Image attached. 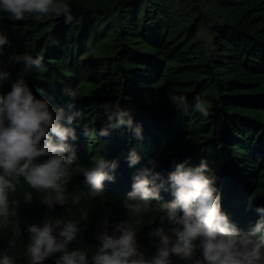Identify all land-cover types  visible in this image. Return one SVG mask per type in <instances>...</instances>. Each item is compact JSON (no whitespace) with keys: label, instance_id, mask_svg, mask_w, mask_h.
I'll return each instance as SVG.
<instances>
[{"label":"trees","instance_id":"1","mask_svg":"<svg viewBox=\"0 0 264 264\" xmlns=\"http://www.w3.org/2000/svg\"><path fill=\"white\" fill-rule=\"evenodd\" d=\"M62 2L71 7L70 23L54 14L16 21L0 10V32L9 38L0 60L13 53L42 57L41 67L25 77L30 89L54 111L81 113L79 127L66 124L75 127L77 136L68 141L77 156L66 185L68 203L49 209L41 202L46 193L34 191L21 178L23 187L11 198L19 202L22 235H15V224L0 227V253L7 249L15 264H30L26 229L41 225L46 216L77 222L80 232L69 247L88 249L91 261L97 226L108 217L110 224L129 220L151 258L156 249L150 233L159 227L170 230L167 220L156 210L141 220L123 207L133 177L153 167L149 161L154 174L167 181L176 164L196 166L206 159L217 178L222 211L242 234L249 232L261 217L256 209L264 207V0ZM206 36L212 37L211 45ZM22 69L9 67L11 78L0 85V95L10 91ZM67 88L78 93L75 101L63 94ZM169 92L185 96L187 106L177 110L170 105ZM197 98L208 108L207 117L196 110ZM105 107L129 110L143 139L127 126L100 136V129L108 127ZM132 150L141 160L129 167ZM100 159L117 163L116 179L106 181L103 194L92 198L82 170ZM26 192L32 193L30 204L24 202ZM75 195H80L79 204L72 203ZM161 197L153 205L174 199L170 191L162 190ZM60 255L44 264H55ZM169 259L188 264L175 255Z\"/></svg>","mask_w":264,"mask_h":264},{"label":"clouds","instance_id":"2","mask_svg":"<svg viewBox=\"0 0 264 264\" xmlns=\"http://www.w3.org/2000/svg\"><path fill=\"white\" fill-rule=\"evenodd\" d=\"M0 10L16 21H23L26 16H34L39 21L49 14L62 15L65 23L72 21L71 7L62 0H0ZM206 43L212 44L211 36H206ZM8 45V36L0 32V56ZM41 64L42 57L28 53H13L6 61L0 60V85L11 78L10 66H23L12 81L10 91L0 95V227L15 224L16 236L22 235L16 210L19 202L11 197L18 187H23L21 178L34 191L46 193L41 202L49 209L65 206L68 203L66 185L71 182V166L77 159L68 143L70 139H77L76 129L66 124L75 122L79 127L80 111L67 116L62 108L54 111L47 100L37 98L26 82L29 71ZM63 94L73 101L78 98V93L70 88L64 89ZM168 99L177 110L187 106L183 95L169 92ZM195 107L202 116L209 115L199 98ZM105 114L108 127L100 129V136H108L109 128L127 126L138 139H143L142 127L133 128L129 110L105 107ZM41 157L47 159L41 161ZM140 160L132 150L128 156L129 167ZM149 163L153 165L151 169H144L133 177L132 190L123 207L129 216H140L141 220L142 214L151 210L159 211L167 220L170 230L159 227L150 233L156 249L151 258H146L137 241L138 230L127 219L110 224L108 217H104L97 226L98 244L91 249L90 261L88 249L69 247L80 232L77 222L45 216L41 225L30 224L26 229L30 237L27 247L30 264H44L56 253L61 255L55 264H172L171 255L188 264H264V207L256 209L260 219L249 232L242 234L222 211L217 178L206 159L202 158L196 166L187 162L176 164L167 181L154 174V164ZM117 167L112 160L100 159L90 170H82L90 197L101 196L106 181L115 182ZM162 190L170 191L174 199L153 205V201H161ZM32 200V193L26 192L24 202L30 204ZM72 203L79 204L80 195H75ZM83 218H87V213ZM0 264H15L7 249L0 253Z\"/></svg>","mask_w":264,"mask_h":264}]
</instances>
